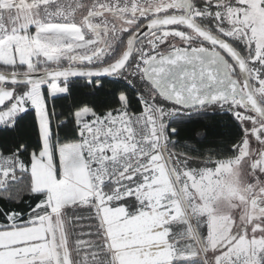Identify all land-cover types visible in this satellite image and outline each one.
Returning <instances> with one entry per match:
<instances>
[{
    "label": "snow or ice",
    "instance_id": "obj_1",
    "mask_svg": "<svg viewBox=\"0 0 264 264\" xmlns=\"http://www.w3.org/2000/svg\"><path fill=\"white\" fill-rule=\"evenodd\" d=\"M0 264H264V0H0Z\"/></svg>",
    "mask_w": 264,
    "mask_h": 264
}]
</instances>
